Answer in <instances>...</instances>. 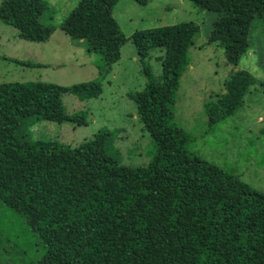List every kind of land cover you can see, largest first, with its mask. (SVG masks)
<instances>
[{
	"label": "trees",
	"instance_id": "16d2710c",
	"mask_svg": "<svg viewBox=\"0 0 264 264\" xmlns=\"http://www.w3.org/2000/svg\"><path fill=\"white\" fill-rule=\"evenodd\" d=\"M120 1L80 0L59 29L100 56V78L120 60L127 41L142 62L152 51L162 53L161 74L143 66L144 89L129 94L155 146L147 165H121L109 153L105 130L75 148L18 138L27 119L85 125L84 118L65 114L62 97L96 99L101 81L0 84V210L22 219L38 242L41 256L29 264H264V194L191 153L190 136L175 123L180 79L198 26L174 24L126 38L113 17ZM189 1L216 14L208 45L224 48L255 24L264 27V0ZM47 5L3 0L0 21L21 39L47 41L54 31L40 22ZM240 40L235 49L246 53ZM256 83L245 70L230 73L225 93L204 103L208 127L234 117Z\"/></svg>",
	"mask_w": 264,
	"mask_h": 264
},
{
	"label": "rangeland",
	"instance_id": "374dc122",
	"mask_svg": "<svg viewBox=\"0 0 264 264\" xmlns=\"http://www.w3.org/2000/svg\"><path fill=\"white\" fill-rule=\"evenodd\" d=\"M3 0H0V4ZM43 26L55 29L53 38L24 40L16 29L0 21V84L40 82L61 87L101 81L102 93L96 99L79 101L64 95L65 114L76 122L57 124L27 119L19 124L18 138L28 142H53L75 148L108 131L110 155L121 165L142 167L155 153L149 134L143 130L136 105L129 94L141 92L146 83L143 66L161 74L159 51L143 62L131 41L122 47L120 60L100 78V56L85 52L86 41H74L59 25L80 0H45ZM113 17L124 36L156 27L193 22L198 35L189 50L190 63L180 79L174 105L175 123L190 136L189 151L201 159L238 175L255 191L264 194V27L255 24L244 36L235 35L224 48L208 45L207 37L216 14L195 7L189 0H148L145 6L121 0ZM236 37V38H235ZM244 53L235 49L241 40ZM237 41V43L235 42ZM229 42V43H228ZM81 43V44H80ZM237 70L249 72L257 81L234 117L208 127L204 103L225 93L224 81ZM94 73L98 76H92ZM41 256L38 242L22 219L0 210V264H29ZM130 264H139L132 260Z\"/></svg>",
	"mask_w": 264,
	"mask_h": 264
},
{
	"label": "crops",
	"instance_id": "0c3cea01",
	"mask_svg": "<svg viewBox=\"0 0 264 264\" xmlns=\"http://www.w3.org/2000/svg\"><path fill=\"white\" fill-rule=\"evenodd\" d=\"M54 33H55V29H54V31L52 32V34H51V36H50V38L49 39H51V37L53 38V35H54ZM85 42V41H84ZM81 44V43H80ZM192 48V47H191ZM85 52H87V49H86V46H85V50H84ZM99 74V73H98ZM98 74H96V73H94L92 76H98ZM99 77V76H98Z\"/></svg>",
	"mask_w": 264,
	"mask_h": 264
}]
</instances>
